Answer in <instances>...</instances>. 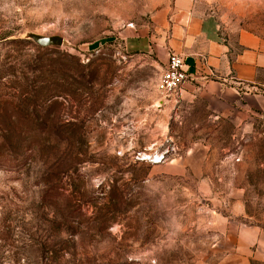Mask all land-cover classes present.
Listing matches in <instances>:
<instances>
[{"label": "rangeland", "instance_id": "rangeland-1", "mask_svg": "<svg viewBox=\"0 0 264 264\" xmlns=\"http://www.w3.org/2000/svg\"><path fill=\"white\" fill-rule=\"evenodd\" d=\"M177 1L264 41V0H0V264H264L262 127L156 91Z\"/></svg>", "mask_w": 264, "mask_h": 264}, {"label": "crops", "instance_id": "crops-1", "mask_svg": "<svg viewBox=\"0 0 264 264\" xmlns=\"http://www.w3.org/2000/svg\"><path fill=\"white\" fill-rule=\"evenodd\" d=\"M154 21L157 36H151L152 46L147 47L161 56L160 73L169 53L184 58L189 78L180 87L181 98L207 99L214 119L251 129L260 125L264 131V41L246 31H239L233 40L225 37L213 17L201 16L188 2L177 1L173 13L160 11ZM258 236L262 260L261 227L258 233L257 229L241 226L237 241L242 251ZM244 259L241 264H247Z\"/></svg>", "mask_w": 264, "mask_h": 264}, {"label": "built area", "instance_id": "built-area-1", "mask_svg": "<svg viewBox=\"0 0 264 264\" xmlns=\"http://www.w3.org/2000/svg\"><path fill=\"white\" fill-rule=\"evenodd\" d=\"M188 78L184 70V58L181 55L169 53L166 65L156 82V91L163 97H174Z\"/></svg>", "mask_w": 264, "mask_h": 264}, {"label": "water", "instance_id": "water-1", "mask_svg": "<svg viewBox=\"0 0 264 264\" xmlns=\"http://www.w3.org/2000/svg\"><path fill=\"white\" fill-rule=\"evenodd\" d=\"M21 40L32 43L35 47L40 49L57 48L61 47L63 39L56 35H42L33 31H25L20 36Z\"/></svg>", "mask_w": 264, "mask_h": 264}, {"label": "trees", "instance_id": "trees-1", "mask_svg": "<svg viewBox=\"0 0 264 264\" xmlns=\"http://www.w3.org/2000/svg\"><path fill=\"white\" fill-rule=\"evenodd\" d=\"M40 49V48H39Z\"/></svg>", "mask_w": 264, "mask_h": 264}]
</instances>
